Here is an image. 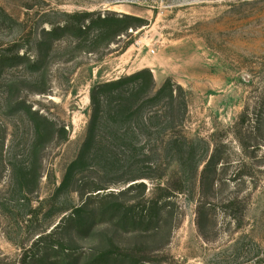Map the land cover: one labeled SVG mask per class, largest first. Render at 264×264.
<instances>
[{
    "label": "rangeland",
    "instance_id": "1",
    "mask_svg": "<svg viewBox=\"0 0 264 264\" xmlns=\"http://www.w3.org/2000/svg\"><path fill=\"white\" fill-rule=\"evenodd\" d=\"M0 55V264H264V0H0Z\"/></svg>",
    "mask_w": 264,
    "mask_h": 264
},
{
    "label": "trees",
    "instance_id": "2",
    "mask_svg": "<svg viewBox=\"0 0 264 264\" xmlns=\"http://www.w3.org/2000/svg\"><path fill=\"white\" fill-rule=\"evenodd\" d=\"M73 19H77V21L80 23L78 26V29L80 32H82V28L86 29V26L83 25V22H88V15L86 14H78L76 16H71ZM107 21L106 18H97L95 22H105ZM94 22V23H95ZM55 31V29H54ZM20 57L17 55L13 58H10V60L17 61L19 60ZM4 61V57L0 55V63ZM13 61V62H14ZM147 74L149 76V79L152 80V75L150 74V71L148 70H143L140 71L139 73L127 77V78H121L117 81L105 83V84H100L94 87L92 91V105H93V110H94V115H93V121L90 127V132L92 131L93 125L95 123V118L97 116V113L99 112L100 108L105 104V101L100 100L97 96V91L98 94L102 90H112L117 88H120L123 86L125 83L132 82L135 78H138V76ZM170 89L169 83L164 84L161 88L160 91ZM139 90L142 91V88H138ZM142 106L143 105H138V104H133L129 105L128 107H124L128 113V115H131L133 113L137 114V117L139 116L140 112L142 111ZM123 110V111H124ZM122 111V112H123ZM141 125L144 127H147V119L141 118ZM132 186V185H131ZM134 187L142 189L144 187L143 183H135L133 184ZM104 188H96L90 192H88L90 195H88V200L83 203L82 206L76 207L74 211L69 215V217L65 218L66 221H71L76 223L77 225H86L88 222H86L85 218V213L88 210L89 204L94 200L98 199L101 197H106V198H113L115 195L114 194H105L101 195V193H97L100 191H103ZM97 193V194H95ZM168 195V196H167ZM170 192L167 190L166 194L164 195L163 198L161 199H151V200H145L143 202H138L137 204H124L122 202H117V203H111L110 205L104 206L103 208H100L103 213L109 212V211H124L123 215L124 217L129 220L132 224L134 225H154L158 224L159 220L161 219V216L163 212L166 210L167 207V201L169 199Z\"/></svg>",
    "mask_w": 264,
    "mask_h": 264
}]
</instances>
